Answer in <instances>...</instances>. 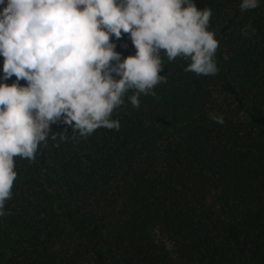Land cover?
Here are the masks:
<instances>
[{"label":"trees","instance_id":"16d2710c","mask_svg":"<svg viewBox=\"0 0 264 264\" xmlns=\"http://www.w3.org/2000/svg\"><path fill=\"white\" fill-rule=\"evenodd\" d=\"M192 2L212 11L218 74L160 50L167 83L139 109L129 90L119 131L73 140L63 117L51 124L34 163L14 158L0 264H264V0L244 13L242 0ZM110 42L136 54L127 33Z\"/></svg>","mask_w":264,"mask_h":264},{"label":"clouds","instance_id":"9594fccd","mask_svg":"<svg viewBox=\"0 0 264 264\" xmlns=\"http://www.w3.org/2000/svg\"><path fill=\"white\" fill-rule=\"evenodd\" d=\"M0 5V79L16 77L11 86L0 83V217L12 214L5 206L17 179L14 158L34 163L38 147H48L50 125L62 117L73 128V140L76 133L87 140L98 128L119 131V120L111 117L126 93L135 90L128 99L139 109L141 95L155 96L154 87L167 83L158 75L160 50L169 62L190 60L185 72H219L214 58L219 42L207 30L212 11L197 10L192 0H0ZM257 7L259 0L239 5L241 13ZM241 32L246 35L247 27ZM122 33L137 49L123 60L110 42ZM210 119L224 123L222 117ZM68 139L60 135L62 142Z\"/></svg>","mask_w":264,"mask_h":264}]
</instances>
